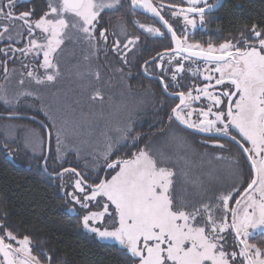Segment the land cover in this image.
Instances as JSON below:
<instances>
[{
    "label": "snow or ice",
    "instance_id": "1",
    "mask_svg": "<svg viewBox=\"0 0 264 264\" xmlns=\"http://www.w3.org/2000/svg\"><path fill=\"white\" fill-rule=\"evenodd\" d=\"M31 3L0 0L4 154L14 157L19 148L8 143L22 140L37 170L59 181L67 212L94 239L118 246L126 264H264V19L249 18L221 42H201L194 33L207 29L221 0H44L22 7ZM121 11L111 30L101 27L103 14L111 22ZM138 13L149 14L152 23L141 22ZM128 17L139 34L129 30ZM147 38L168 45L150 49L155 54L143 59L140 72L178 101L159 119L160 127L137 131L138 108L127 104L81 111L72 121L44 104L41 89L61 80L69 45L73 56L80 49L73 72L91 89L88 100L103 105L101 53L106 61L112 53L119 66H108L123 79L131 75L125 68L132 60L143 58ZM125 88L131 92L133 85ZM29 98L40 101L48 121L40 122L43 135L12 123L24 118L18 108L33 107ZM188 131L206 136L196 143L205 149L200 160L201 167L205 160L209 165L207 180L193 178L190 154L196 150ZM82 136L87 138L72 146L76 159H90L82 168L64 167L69 137ZM233 144L238 154L231 152ZM209 147L217 151L209 153ZM121 148L128 150L116 155ZM8 217L0 211V264H68L56 248L44 247L45 239L33 238L34 229L21 231L23 222Z\"/></svg>",
    "mask_w": 264,
    "mask_h": 264
},
{
    "label": "trees",
    "instance_id": "2",
    "mask_svg": "<svg viewBox=\"0 0 264 264\" xmlns=\"http://www.w3.org/2000/svg\"><path fill=\"white\" fill-rule=\"evenodd\" d=\"M41 1L43 0H32V4L40 3ZM165 2H169V0H165ZM213 17L207 27L211 30L209 32L211 39L214 42H219L229 33L234 34L237 27L249 21V18L254 21L264 19V0H225ZM136 18L143 23L148 22L146 17L138 14ZM217 29H220L219 33L216 31ZM134 31L139 34L135 26ZM199 36L202 38L204 35H199L198 33L196 36L194 34V40L199 41ZM141 39L143 41L145 37L142 36ZM156 41L155 39L147 38V45L143 47V58L151 55L149 54L151 52L150 49L161 50L168 45L167 43V45L159 46L155 43ZM143 58L138 57L135 63H131L133 68L135 66V75H131L132 77L130 78L131 83L138 90L140 87L142 89L155 88V93L157 90L161 94L160 101H166L163 106L159 103L158 106L154 105L149 108L137 119L136 130L148 132L150 131L149 125L155 124L157 128L160 127L159 119L164 116L168 107L176 101L169 100L162 93L157 82L141 76L139 68ZM0 111H4V108ZM35 115L39 114L35 113L31 116L43 121L40 116ZM17 120L27 122L39 130L42 135L44 134V130L35 121L25 118ZM1 121L3 120H0V123ZM151 131H155V128L151 129ZM184 135L193 143V148L196 150L190 154L193 164V178L199 177L207 180L206 173L209 169L207 162L205 160L203 167H201L200 160V154L205 149L199 143H196L204 137L193 135L189 132H185ZM3 142L2 135H0V144ZM8 147L11 149L19 148L16 142H9ZM230 148L233 154H238L234 144L230 145ZM127 150V148H121L116 155H120ZM207 151L213 153L217 150L209 147ZM69 155H67V162L63 166L77 167L79 164L69 161ZM37 163L34 158L25 156L21 150L17 151L14 157H8L4 154V149L0 147V211L9 213L8 219L11 223L22 221L21 231L34 229L33 238L37 241L45 239L47 242L44 247L56 248L57 252L55 255L65 256L68 264H126V258L118 246L94 239L91 234H87L78 225V217L75 214L68 213L66 210L67 205L64 196L59 192L56 179L49 178L41 171H38ZM213 166H220V162L213 161ZM259 239L257 237V240L253 242H257Z\"/></svg>",
    "mask_w": 264,
    "mask_h": 264
},
{
    "label": "rangeland",
    "instance_id": "3",
    "mask_svg": "<svg viewBox=\"0 0 264 264\" xmlns=\"http://www.w3.org/2000/svg\"><path fill=\"white\" fill-rule=\"evenodd\" d=\"M44 0L40 3L36 4H25L22 7L28 8L33 7L34 5H41L43 4ZM103 16H106L108 18V14H103ZM120 16V15H118ZM117 15L112 14L111 16V22L110 24L115 25L117 23ZM109 21V20H108ZM203 31V30H201ZM208 32H211V30L207 27L206 30H204V33L208 34ZM111 40V36L109 37ZM210 38H201L199 41L205 42L209 40ZM221 42V41H219ZM218 43V42H217ZM0 46H3L2 43H0ZM18 47H22L23 44L17 45ZM73 48L72 45H69L68 51H66L64 57H63V63H62V69H63V76L56 87L51 89H41V91L44 93V104L51 105L53 109H61L66 115L69 121L77 120L80 118L81 111L84 113H88L89 111L92 112H98L101 107L103 106L104 110H108V106L110 103L112 104H127L130 109H137L134 111V126L136 124L137 119L143 114L144 112L148 111L149 108L155 106H158L161 94L158 93L155 88H144L141 87L139 90L133 86L131 92H128L125 88L126 84H131L130 76H126L123 79L121 78L120 74H113L111 69L109 68V64L111 63L114 66L117 65V62L115 58L112 56V53H108L107 61L105 60V57L103 53L100 55L99 61L97 63L100 65L102 76L104 77V80L102 81L104 92H105V100L103 102V105H101L100 102H96L93 104L91 101L88 100V95L91 91V89L83 88L81 85L84 83L83 81L78 80L73 72V65L76 63L77 59L80 57V49L79 47H76L75 49V56L71 54V49ZM27 62V61H25ZM12 65L10 64L9 67ZM19 66V62H17V67ZM125 72L133 73V71H127V67L125 68ZM135 73V72H134ZM109 77H111V80L109 82ZM144 78V76H142ZM52 93H57V95L53 96ZM157 94V96H155ZM111 96V101H109L108 97ZM32 103L33 107L28 108L27 106H22L18 108L17 110L21 112L22 115L31 116L35 113H38L44 122L48 123L44 113L39 110L40 108V101L32 100V98H29ZM3 109V105L0 104V110ZM4 123H7L6 121H1L0 127L3 126ZM12 123L20 124V125H26L30 128L35 129L33 126L28 124L27 122L20 121V120H14ZM23 130H21L22 134ZM87 137H69L68 144H69V150L66 153V158L68 156L69 161L73 163L79 164L81 167H83V164L85 162V159H90V157H85L84 159H80L79 161L76 159V153L73 150L72 146H79V140L85 139ZM204 139V138H201ZM199 139V140H201ZM16 144L19 147V150H21L25 156H29L33 158V155L30 150H25L22 146V140H18ZM54 147V144H53ZM83 156V153H82ZM208 165V164H207ZM209 168V165H208ZM56 183L59 185V181L56 180ZM71 191V189H68ZM59 192L64 196V193L59 190ZM65 200V197H64ZM66 203V202H65ZM67 205V204H66ZM68 207V205H67ZM104 242V241H102ZM110 243V242H108Z\"/></svg>",
    "mask_w": 264,
    "mask_h": 264
},
{
    "label": "flooded vegetation",
    "instance_id": "4",
    "mask_svg": "<svg viewBox=\"0 0 264 264\" xmlns=\"http://www.w3.org/2000/svg\"><path fill=\"white\" fill-rule=\"evenodd\" d=\"M225 1V0H224ZM224 1H223V3H224ZM209 2L210 3H213V2H215V0H209ZM223 3L221 4V6L223 5ZM221 6L216 10V11H214L211 15L212 16H215V14L218 12V10L221 8ZM122 15L123 13L121 12V13H119V12H117V13H115V15ZM138 15H140V16H143V17H146V16H144L143 14H140V13H138ZM147 19H148V22H146V23H152V19H150V18H148V17H146ZM109 19L106 17V16H103V18H102V24H101V27H106V28H109L110 30H111V27H112V25L113 24H110V23H112V22H110L109 23V21H108ZM131 20H132V17H128V21H129V23H128V27H129V30H131V31H134V25L131 23ZM158 26V25H157ZM199 33V35H204V36H202V38H211V36L209 35L210 33L208 32V34H204V31H201L200 29H198V30H196L195 31V35L197 36V34ZM194 38V37H193ZM199 39H201V36H199ZM155 40H157L155 43L157 44V45H159V46H162L163 44L164 45H167V43H168V41L167 40H162V39H155ZM111 43V40L109 39V44ZM163 49H161V50H156V51H162ZM149 54H151V55H154L155 54V51H151ZM149 54H147V55H149ZM147 55H145V56H147ZM144 58H147V57H144ZM143 58V59H144ZM130 59H131V57H130ZM131 63H135V60H132V62ZM131 63L127 66V71L129 70V71H133V73H131V75H135V66H134V68H133V65H131ZM143 63V62H142ZM141 63V64H142ZM141 66V65H140ZM140 69V68H139ZM140 71V70H139ZM140 74H141V76H143L142 75V73L140 72ZM149 80V79H148ZM153 82H157L156 80H153ZM158 83V82H157ZM159 84V83H158ZM160 87V86H159ZM176 102H178V101H176Z\"/></svg>",
    "mask_w": 264,
    "mask_h": 264
},
{
    "label": "water",
    "instance_id": "5",
    "mask_svg": "<svg viewBox=\"0 0 264 264\" xmlns=\"http://www.w3.org/2000/svg\"><path fill=\"white\" fill-rule=\"evenodd\" d=\"M223 1L224 0H221V4L223 3ZM217 10V9H216ZM216 10H214V11H216ZM213 11V12H214ZM144 16H146V17H148V18H150L151 19V17H150V15L149 14H147V13H145V14H143ZM143 75V74H142ZM145 78V77H144ZM146 79H149V80H155V79H151V78H146ZM157 81V80H156ZM158 82V81H157ZM159 83V82H158ZM159 86H160V84H159ZM160 89H161V86H160ZM162 91V90H161ZM163 93V92H162ZM164 94V93H163ZM165 95V94H164ZM166 96V95H165ZM167 97V96H166ZM168 98V97H167ZM24 116V118L25 119H29V120H32V121H35L36 123H38L39 125H40V122H41V120H39V119H37V118H35L34 117V119H32L33 118V116H26V115H23ZM44 130V129H43ZM189 133H191L192 134V132L191 131H188ZM197 136H201V137H204V138H206V136H204V135H197ZM46 176H48L47 174H45ZM49 178H52V179H54L53 177H51V176H48Z\"/></svg>",
    "mask_w": 264,
    "mask_h": 264
}]
</instances>
